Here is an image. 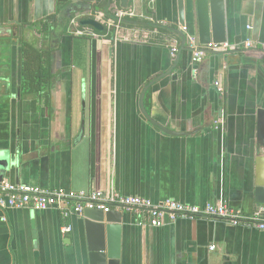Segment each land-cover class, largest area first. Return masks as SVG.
<instances>
[{"label":"crops","instance_id":"1","mask_svg":"<svg viewBox=\"0 0 264 264\" xmlns=\"http://www.w3.org/2000/svg\"><path fill=\"white\" fill-rule=\"evenodd\" d=\"M130 2L139 14L127 18L149 20L141 38L128 26L113 38L77 34L89 30L78 25L73 33L68 24L79 14L66 22L67 6L56 0H0V163H7L0 179L114 190L154 204L225 202L251 216L264 54L244 45L264 49V0H225L227 42L239 47L198 63L170 29L182 31L177 0ZM50 15L56 24L38 35L34 24ZM185 20L197 35L195 0H185ZM21 40L52 48L49 108L33 111L21 99ZM150 81L143 105L151 120L140 109ZM114 210L122 215L120 264H264V231L254 227L168 216L152 227L146 214ZM83 219L52 208H0V264H90ZM65 224L71 231H62Z\"/></svg>","mask_w":264,"mask_h":264},{"label":"built area","instance_id":"2","mask_svg":"<svg viewBox=\"0 0 264 264\" xmlns=\"http://www.w3.org/2000/svg\"><path fill=\"white\" fill-rule=\"evenodd\" d=\"M95 13H97V11H95ZM121 16H123V13L113 17L117 24L122 23L121 20L123 18L132 17L133 15L128 14L126 17ZM97 20L103 23L100 19ZM112 28H114L115 31L117 30L116 26H112L109 29L111 32ZM248 28L249 27H247V29ZM181 29L185 33V46L191 51L192 63L200 62L208 52H227L239 47L238 44H231L227 41L222 43L210 42L207 45H201L197 35L188 33V28L186 26ZM89 30L90 31H85V29H80L76 31V33L93 37L99 36L94 29L90 28ZM105 30H108V27L105 26ZM244 47L250 48L254 46L251 41L246 40ZM178 49L179 48L176 46L171 48V55H175ZM193 72L195 73V71ZM214 85L219 90L221 89L218 81H215ZM27 207L38 210L56 209L61 214V217L65 219L70 218L72 215L82 216L85 209H98L104 213L114 209H125L136 213V215L146 214L148 223L152 227L162 225L164 223V216H168L169 221H174L177 218L208 217L223 220L230 225L254 227L264 231V205L257 206L251 216L244 217L240 210L230 207L225 202L208 203L200 207L181 203L172 199H166L154 204L146 198L121 195L114 190H110L106 193L95 190H66L60 187L48 188L38 185L13 183L0 179V208L17 209ZM71 228V224H65L62 227V231L69 232ZM214 248L215 245L209 246V250L211 251L214 250Z\"/></svg>","mask_w":264,"mask_h":264},{"label":"water","instance_id":"3","mask_svg":"<svg viewBox=\"0 0 264 264\" xmlns=\"http://www.w3.org/2000/svg\"><path fill=\"white\" fill-rule=\"evenodd\" d=\"M65 6L80 7L78 11L85 9H94V5L98 0H56ZM129 0H119V6L122 9L128 7ZM110 0L103 13H107ZM178 23L181 27L186 25L185 20V0H177ZM195 16L197 23V37L201 45L212 43H222L227 41L229 34L225 18V0H195ZM122 23L133 25H145L141 21L123 18ZM79 25L89 27L95 31L102 32L105 30L103 23L92 17L79 18ZM176 32L180 39L182 48L184 47L185 33L180 29L170 28ZM112 38L115 36V29L112 28ZM246 51H260L264 54V49L246 48ZM213 52V53H228ZM154 81H150L145 85L140 95V109L143 114L150 119L143 105L145 91ZM257 131L254 144L255 152V181L253 198L256 206L264 205V98L260 102V106L256 111ZM151 120V119H150ZM154 122V121H153ZM155 123V122H154ZM166 133H172L168 129L155 123ZM173 134V133H172ZM0 172L7 169V163H0ZM83 225L87 241V249L89 252L90 264H120L121 251V230L122 215L120 212L110 210L104 213L98 209H85L83 211Z\"/></svg>","mask_w":264,"mask_h":264},{"label":"trees","instance_id":"4","mask_svg":"<svg viewBox=\"0 0 264 264\" xmlns=\"http://www.w3.org/2000/svg\"><path fill=\"white\" fill-rule=\"evenodd\" d=\"M104 2L105 3L96 5L94 11H100V8L103 5H106V1ZM71 18L72 15L68 16L66 22ZM56 20L57 17L55 15H50L45 19L35 23L33 29L38 35L47 34L48 31L56 24ZM132 20L140 21L135 18ZM125 24L129 26L133 25L127 23ZM83 27L84 26L78 24V28ZM105 31L106 30L102 32H95L98 34H104ZM110 36L111 35H108V37ZM51 54L52 48L49 46H39L26 40L20 41L19 91L21 99L29 98L31 103V110L33 111H37L42 106L49 108L51 104V88L53 85V80L55 78V75L52 71Z\"/></svg>","mask_w":264,"mask_h":264},{"label":"rangeland","instance_id":"5","mask_svg":"<svg viewBox=\"0 0 264 264\" xmlns=\"http://www.w3.org/2000/svg\"><path fill=\"white\" fill-rule=\"evenodd\" d=\"M115 1V2H114ZM130 1H134V0H130ZM129 1V6L126 8V9H122L119 5H118V0H112V2H111V0H110V2H111V4H110V6L108 7V10H110V14L113 16V17H116V15L117 14H120V13H123V16H121V17H126L128 14H132V15H138L139 14V12H137L138 10H135V4L133 3L132 4V6H131V2ZM80 17H92V18H97V19H100L102 22H103V24L106 26V27H108V30H106L105 32H104V34H98V35H100V36H104V37H108V35H111L112 34V32H111V30H109L110 29V27H112V26H116V28L118 27V26H120V27H129V28H131V30H135V31H137V34H138V36L141 38V36H142V34L144 33V32H148V30H151V29H149L150 27L149 26H143V25H132V26H129V25H126L125 23L123 24V23H120V24H117L115 21H114V18L113 17H111V18H108V17H104V15L102 14V13H98V11H97V13H92V15L91 14H87V13H83V14H79L77 17H74L73 19H72V23L70 24L71 25V27H70V25L68 24V27H69V30H71L73 33L75 32V30L77 29V25H78V19L80 18ZM132 17H134V16H132ZM129 19V18H128ZM137 20H140V21H149L148 19H146V18H137ZM85 28H88V27H85ZM119 28V27H118ZM88 29H90V28H88ZM84 31V30H83ZM87 31H89V30H87ZM151 35H153V33L151 34Z\"/></svg>","mask_w":264,"mask_h":264},{"label":"flooded vegetation","instance_id":"6","mask_svg":"<svg viewBox=\"0 0 264 264\" xmlns=\"http://www.w3.org/2000/svg\"><path fill=\"white\" fill-rule=\"evenodd\" d=\"M118 5H119V2H118ZM103 6H104V7H103ZM103 6H102V10H103V8H105L106 5H103ZM79 8H80V7L67 6L66 11L68 12L69 15H78V14H83V13H87V14H91V15H92V13L95 12L94 10L90 11V10H88V9L78 11ZM85 11H86V12H85ZM87 11H88V12H87ZM102 12H103V11H102ZM103 14H104V17H108V18L113 17V16H112L113 14L110 15V10L108 11V13H103ZM81 18H83V17H81ZM78 23H79V21H78Z\"/></svg>","mask_w":264,"mask_h":264}]
</instances>
